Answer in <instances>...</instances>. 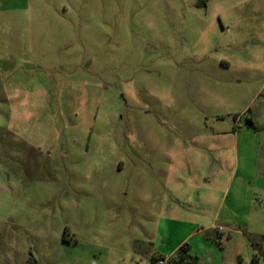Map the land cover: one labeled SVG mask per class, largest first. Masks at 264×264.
<instances>
[{"label": "rangeland", "instance_id": "1", "mask_svg": "<svg viewBox=\"0 0 264 264\" xmlns=\"http://www.w3.org/2000/svg\"><path fill=\"white\" fill-rule=\"evenodd\" d=\"M197 2L0 0V264H264V0Z\"/></svg>", "mask_w": 264, "mask_h": 264}, {"label": "trees", "instance_id": "2", "mask_svg": "<svg viewBox=\"0 0 264 264\" xmlns=\"http://www.w3.org/2000/svg\"><path fill=\"white\" fill-rule=\"evenodd\" d=\"M198 7H204L205 6V0H198L197 2ZM249 128L258 129L257 126L254 125L253 121L249 120ZM190 246L187 243L182 244L175 252V258L174 261L177 264H198L197 259L192 257L189 254Z\"/></svg>", "mask_w": 264, "mask_h": 264}, {"label": "built area", "instance_id": "3", "mask_svg": "<svg viewBox=\"0 0 264 264\" xmlns=\"http://www.w3.org/2000/svg\"><path fill=\"white\" fill-rule=\"evenodd\" d=\"M162 262V261H161Z\"/></svg>", "mask_w": 264, "mask_h": 264}]
</instances>
